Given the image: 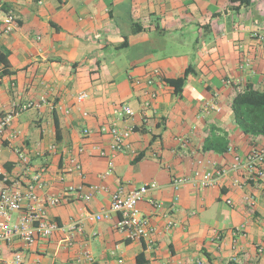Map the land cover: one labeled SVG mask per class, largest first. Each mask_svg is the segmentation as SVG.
Masks as SVG:
<instances>
[{"label": "crops", "instance_id": "obj_1", "mask_svg": "<svg viewBox=\"0 0 264 264\" xmlns=\"http://www.w3.org/2000/svg\"><path fill=\"white\" fill-rule=\"evenodd\" d=\"M7 11L17 16V26L0 38L11 72L1 77L0 63V117L28 102L40 107L14 117L0 142V188L26 182L45 167L41 196L59 195L78 184L104 185L106 191L89 201L72 196L46 208L47 217L60 224L83 220V232L72 247H65L60 233L38 238L27 250L15 240L0 243V260L20 250L38 264H88L86 246L92 264H264V198L258 186L238 190L227 178L210 188L170 186L172 176L227 167L235 155L264 146V135L242 134L230 111L236 89L249 85L264 91V46L248 32L264 31V0L248 5L232 0H0V27ZM244 54L251 70L240 68ZM154 68L165 80L182 77L187 68L190 73L179 95L166 83L151 86L157 98L143 111L145 84L135 86L130 78L143 79ZM79 92H87L88 99L77 103ZM208 102L220 111H207ZM124 104L136 111L134 118L120 117ZM113 122L130 126L132 133L128 148L113 154V170L102 180L107 158L89 145L108 149V136L97 129ZM84 128L92 134L83 137ZM212 135L224 138L228 150H205ZM179 138L186 140L185 148ZM82 146L84 153L77 155ZM15 147L26 152L29 166L18 162ZM69 155L78 156L80 175L62 174ZM150 182L158 188L146 194L139 208L156 229L151 249L116 231L114 213L98 222L86 218L107 213L119 186ZM19 188L24 190V183ZM247 194L256 200L253 207L245 201ZM168 219L175 224L170 229Z\"/></svg>", "mask_w": 264, "mask_h": 264}, {"label": "built area", "instance_id": "obj_2", "mask_svg": "<svg viewBox=\"0 0 264 264\" xmlns=\"http://www.w3.org/2000/svg\"><path fill=\"white\" fill-rule=\"evenodd\" d=\"M67 1V0H65ZM17 26V16L7 11L3 13L0 27V38L11 34ZM242 28L241 30H243ZM251 40H254L264 46V31L253 30L248 31ZM240 68L251 70V61L248 54H244L241 60ZM130 80L135 86L145 84L142 92L146 99L142 101L141 108L143 111L152 107L153 101L157 98L154 90H149L151 86L162 87L165 82L159 69L154 68L145 74V77H131ZM227 85H232L230 80L226 81ZM89 94L87 92H79L76 94V102L82 103L87 100ZM45 103V100H42ZM40 107V103L28 102L19 107L12 108L0 117V142L3 140L7 128L11 125L12 120L21 112L30 108ZM207 111L219 112L220 108L213 102L205 104ZM119 114L122 119H132L136 115L130 106L120 105ZM86 115V114H84ZM99 135L108 136L110 142L108 149H103L98 144H90V150L100 157L107 158V169L100 174V179H105L113 170V154L123 152L128 148V140L132 133V128L120 126L118 123L102 124L98 129ZM92 134V130L84 128L82 136L88 137ZM17 132L12 134L16 137ZM178 141L182 148L186 147V140L179 138ZM55 146H51L50 150H54ZM19 163L29 166L30 159L26 152L19 147L13 149ZM85 147L78 148L77 155L84 153ZM81 163L76 155L66 157L62 174H81ZM46 168L41 167L39 170L31 173L29 180L22 182V179L15 181L11 186L4 185L0 188V243H11L15 240L20 241L24 250L30 249L38 238H48L54 233L62 234V241L65 247H72L75 244L76 236L83 232V220L81 218L71 220L66 224H60L55 220H51L46 215V208L49 206H57L68 202L73 196L75 198L89 201L96 194L106 191L104 185L91 184L85 186L83 184L68 185L63 189L61 194H38V190L45 187ZM229 179L231 186L243 190L248 186H258L260 195L264 198V146L252 148L245 156L235 155L231 164L227 167L214 169L212 171H194L188 176H172L170 186L174 190L186 185H193L198 188L214 187L223 179ZM24 183V190H20V186ZM158 188L155 182L144 183L132 188H126L121 185L111 193L110 205L107 213L87 214L86 218L90 221L98 222L107 216L108 213L117 215L115 229L122 233L127 240L144 242L147 249H151L154 244V234L156 229L150 223L149 218L144 216L139 208V203L145 198L146 194L151 190ZM246 203L253 207L255 198L247 194L245 196ZM225 203L232 205L230 199H226ZM151 204L156 209H162L160 202L152 201ZM17 214V218L13 220V216ZM165 217H169L167 213ZM171 219L167 221V229L174 226ZM92 237L95 233L90 234ZM258 253L262 252V247L258 248ZM83 258L88 264L93 263L91 253L86 246L83 248ZM0 264H38L37 260L28 259L23 251H15L10 257L0 260ZM118 264H123L122 260H118Z\"/></svg>", "mask_w": 264, "mask_h": 264}, {"label": "trees", "instance_id": "obj_3", "mask_svg": "<svg viewBox=\"0 0 264 264\" xmlns=\"http://www.w3.org/2000/svg\"><path fill=\"white\" fill-rule=\"evenodd\" d=\"M238 2L240 5H248L250 0H232ZM0 63L3 68L1 77L11 74L7 68L9 63L7 55L0 52ZM190 68H187L184 75L177 79H168L164 82L174 88V93L179 95L186 80L187 75L190 73ZM230 111L234 123L240 132L247 136L257 137L264 135V91L253 89L249 85H245L242 89H236L235 94L230 102ZM221 146L220 148L216 146ZM203 148L205 150H212L223 153L228 150L227 141L224 138H217L214 135L205 140ZM139 154L135 159L141 157Z\"/></svg>", "mask_w": 264, "mask_h": 264}]
</instances>
